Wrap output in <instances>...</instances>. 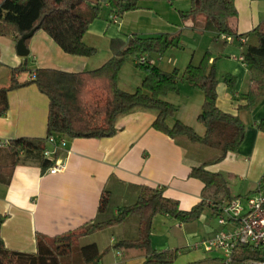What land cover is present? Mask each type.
I'll return each instance as SVG.
<instances>
[{
	"label": "crops",
	"instance_id": "0c3cea01",
	"mask_svg": "<svg viewBox=\"0 0 264 264\" xmlns=\"http://www.w3.org/2000/svg\"><path fill=\"white\" fill-rule=\"evenodd\" d=\"M175 3L178 7L174 6ZM235 5L239 15L234 19V26L239 34L249 33L264 22V0H235ZM191 6L192 0H140L139 7L125 12L118 22L112 18L117 14L115 11L112 10L113 16L107 14L104 17L101 13L99 20L91 22L84 40L91 46L96 43L88 41V35L105 41L107 50L102 56L68 54L47 32L37 30L27 42L29 55L22 57L18 53L19 39L0 36L2 88L10 85L12 70L20 66L32 67L29 75L25 72L16 74L21 82L31 80V73L38 68L68 72L93 70L113 56V38L128 41L133 34L150 37L181 32L201 41L196 49L189 47L185 39L177 46L186 53L182 57L189 60L188 65L198 64L206 51L212 54L210 63L217 60L218 105L226 112L238 114L247 130L239 150L228 152L218 160L222 155L220 149L193 142L187 136L171 137L154 127L158 111L136 108L119 117L117 131L111 137H67V146L58 148L54 158L66 163L62 172L43 171L37 160H25L5 167L0 180V214L6 217L1 234L9 248L36 252L39 234L55 236L87 223L113 219L119 208L138 201L144 186L162 189L166 197L179 201L181 209L191 210L203 200L204 183L191 175L192 169L202 164H207L206 169L211 172L232 174V183L240 189L235 196H247L257 190L264 176V132L257 127L264 118V97L252 110L240 107L246 103L245 96L252 83L249 66L240 60L244 46L238 38L231 43L217 38L215 32L204 29L203 18L199 19L200 22L184 20L181 12ZM104 21H108L107 24ZM188 49L190 52L187 53ZM166 56L151 59L169 71L161 64ZM197 56L199 61H195ZM217 56L221 57L216 59ZM168 61L176 63L177 59ZM227 76L234 77L233 85L227 82ZM181 85L177 92L165 97L179 107L176 116L168 123L173 125L180 120L204 135L206 127L198 121V116L202 112L205 95L190 84ZM9 105L7 113L0 117V141L47 136L49 98L36 84L11 90ZM5 147L0 159L7 163L10 156ZM48 148L54 149L50 144ZM104 191L111 194L110 206L106 212L99 213ZM210 218H215L211 209L191 223L158 214L153 221L152 246L158 251L180 250V264H206L210 258L208 252L190 246L208 238L202 236L203 229L209 230L213 236L221 228L220 225V228L212 226ZM139 228V217L130 216L122 225L89 234L95 237L88 243H96L99 248L97 264H143L148 256L145 249L117 247L123 240L137 239Z\"/></svg>",
	"mask_w": 264,
	"mask_h": 264
},
{
	"label": "trees",
	"instance_id": "16d2710c",
	"mask_svg": "<svg viewBox=\"0 0 264 264\" xmlns=\"http://www.w3.org/2000/svg\"><path fill=\"white\" fill-rule=\"evenodd\" d=\"M140 0H0V36H15L20 39L24 34L39 26L54 39L62 49L73 55L94 56L97 49L88 45L84 37L91 22L100 16L102 5L106 2L120 17L125 12L139 7ZM239 15L235 0H192L189 10L182 11L185 20L204 19V29L216 33L245 37L244 62L249 66L252 83L245 96L246 103L240 107L252 110L264 97V22L246 34H239L234 19ZM200 22V21H199ZM29 40V39H28ZM27 40V42H28ZM180 34L143 37L133 34L128 41L122 38L111 40L113 56L101 67L81 72H68L53 68H38L37 78L19 81L17 73L28 69L20 66L12 70L10 85L0 88V117L9 109V92L13 89L33 83L49 98L48 131L45 138L22 137L9 141L5 149L10 160L4 163L0 159V180L3 169L15 166L25 160H37L43 171L48 170L54 161L45 156L51 136L105 138L113 136L119 117L136 108L158 111L154 127L171 137L187 136L193 142L201 143L222 151L218 160L228 152H237L246 139V125L238 114L222 110L218 105L219 76L217 60L210 63L212 54L206 52L199 64L190 63L183 72V80L201 90L204 95L202 112L198 121L206 127V133L200 135L194 127L176 120L168 123L178 111L177 106L165 99L179 90V69L165 71L156 63L143 64L141 56L149 60L153 54L163 55L169 48L178 46ZM138 59V65L145 71L141 87L128 92L118 84L119 73L130 58ZM227 82L234 84V77L227 76ZM257 127L264 132V118ZM3 147H0V158ZM207 164L194 167L191 175L204 183L203 200L191 210H183L177 199L166 197L163 190L144 186L138 201L119 208L115 218L87 223L75 230L55 236L39 234L37 251L24 252L9 248L1 234L6 217L0 214V264H97L100 258L96 243H85L89 234L110 226L122 225L130 216L140 219L139 236L135 240H123L117 247H140L148 256L143 264H174L180 250L158 251L152 246L154 218L158 214H167L182 222L198 221L206 208V200L219 202L225 198H236L232 194L233 175L226 172H211ZM264 181V176H263ZM111 194L104 191L101 195L98 211L106 212L110 206ZM249 259H264V252L253 250L250 246L240 245L232 263L224 262L219 256L215 260L220 264H246Z\"/></svg>",
	"mask_w": 264,
	"mask_h": 264
},
{
	"label": "built area",
	"instance_id": "2783aa9c",
	"mask_svg": "<svg viewBox=\"0 0 264 264\" xmlns=\"http://www.w3.org/2000/svg\"><path fill=\"white\" fill-rule=\"evenodd\" d=\"M118 22V14L112 17ZM221 39L226 42L233 41L234 36L222 34ZM239 41L244 45L245 37H240ZM244 61V55L240 57ZM140 63H155L149 60L147 56H141ZM37 78L36 71L31 73L30 79ZM8 141H0V147L8 145ZM48 143L54 149L47 148L45 156L54 161V164L48 169L50 172H62L66 169V163L60 160H54L57 149L67 146V137L51 136ZM246 200V203H244ZM206 203L214 216L217 217L220 229L211 237L204 238L191 244V248H203L206 252H217L221 254L224 262L232 263L237 248L240 245L250 246L253 250L264 252V181L258 184L257 190L245 197L225 198L219 202L207 199ZM246 264H264V259H249Z\"/></svg>",
	"mask_w": 264,
	"mask_h": 264
},
{
	"label": "rangeland",
	"instance_id": "374dc122",
	"mask_svg": "<svg viewBox=\"0 0 264 264\" xmlns=\"http://www.w3.org/2000/svg\"><path fill=\"white\" fill-rule=\"evenodd\" d=\"M102 6H103L102 7L103 8L102 11H104V12L101 11V13H103L104 17L107 14H112V16H113L114 13H113L111 7L108 6V4L106 2H104ZM174 6L178 7V4L175 3ZM95 19H98V17L95 18ZM107 19H109V20L111 19L109 17V15H108ZM98 22H100V21H98ZM104 22L107 24L108 21H104ZM179 34H180V42L185 39V41H187V43H189L188 44L189 47H193L194 49L199 47L198 45H199V43H201V41L199 39H193L190 36H188V35L186 36L185 34H183L181 32ZM196 38H199V37H196ZM87 40L92 42V43H96V45L94 47L97 49V53L94 56H102V55H104V52L107 50L106 45L104 46L105 41H102L100 38H98L97 36L94 37L93 35H88L87 36ZM221 40L226 42L223 39H221ZM231 42L232 41L226 42V43H231ZM188 52H190V49L187 50V53ZM206 52H208V51H206ZM185 54L186 53H184V51L179 49V47H177V46L171 47L163 54V55H167L166 56L167 58H165V60L161 62V64L165 65V67L169 70V72L172 71L174 69V66H176L178 64L177 65L178 67L177 66L176 67L179 69V72H180L179 87L182 86L181 84H188L185 80L183 81V77H182L183 72H184V70L186 69V67L188 65L187 61H189V60H186V59H184L182 57V56H185ZM160 55L161 54L155 53V54L152 55V57H155V59H156ZM204 55H203V57H204ZM225 56L228 57L230 55L229 54H225ZM203 57H202V59H203ZM220 57L221 56H217L216 59H219ZM170 58L173 59V60L177 59V62L174 63V62L168 61ZM201 60H200V62H201ZM179 61H181V62L179 63ZM195 61H199L198 56H197V58H195ZM138 63H139L138 59H136L135 57H130L125 62V64L123 65V67H122V69H121V71L119 73V78H118V84H119L120 88H122L123 90L126 89L128 91H136L139 87H141V85L143 83V80L145 78V71L138 65ZM27 69L28 70L25 73L27 75H29L30 72H31L32 67H27ZM217 70H218V66H217ZM172 93H175V92H172ZM174 105L177 106V108L179 109L177 104H174ZM231 190H232V194L233 195H237L239 193V191H240L239 187L237 185L233 184V183L231 185ZM245 196H246L245 194H242V197H245ZM244 203H246V200H244ZM208 211H209V208H206L205 212L208 213ZM209 222H210V224L212 226H214V227L218 226L219 227L218 219H217L216 216L213 219L210 218ZM202 236L203 237H209V236H211V233L209 232V230H204L203 229ZM94 237H95V235L87 236L86 238H84L83 244L90 242ZM180 256L181 255L179 253V257L176 259L174 264H180V261H179ZM208 256L210 258L208 259L206 264H220V261L215 260L216 256H218V257L220 256L221 257L220 253H217V252L209 253L208 252Z\"/></svg>",
	"mask_w": 264,
	"mask_h": 264
},
{
	"label": "water",
	"instance_id": "95a60500",
	"mask_svg": "<svg viewBox=\"0 0 264 264\" xmlns=\"http://www.w3.org/2000/svg\"><path fill=\"white\" fill-rule=\"evenodd\" d=\"M39 26L32 29L30 32L24 34L19 40H18V53L22 57H27L29 55V49L27 47V40L30 39L34 33L38 30Z\"/></svg>",
	"mask_w": 264,
	"mask_h": 264
}]
</instances>
